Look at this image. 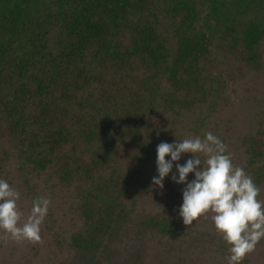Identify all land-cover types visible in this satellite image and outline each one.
Here are the masks:
<instances>
[{"label":"trees","instance_id":"trees-1","mask_svg":"<svg viewBox=\"0 0 264 264\" xmlns=\"http://www.w3.org/2000/svg\"><path fill=\"white\" fill-rule=\"evenodd\" d=\"M208 132L264 200V0H0V179L24 219L51 198L0 264H227L210 215H179L193 154L152 184L161 142Z\"/></svg>","mask_w":264,"mask_h":264},{"label":"clouds","instance_id":"clouds-1","mask_svg":"<svg viewBox=\"0 0 264 264\" xmlns=\"http://www.w3.org/2000/svg\"><path fill=\"white\" fill-rule=\"evenodd\" d=\"M156 151L158 176L153 177L152 184L161 190L165 177L173 170V163L180 161L182 154H193L194 158L185 164H175L178 178L175 174L171 177L175 183L186 185L179 215L185 225L210 215L216 232L229 245L227 264H243L245 257L264 239V200L259 199L261 190L252 177L233 163L227 146L211 132L206 133L204 139L161 142ZM168 156L170 160L166 159ZM190 173L195 177L191 182L187 179ZM19 199L20 193L0 179L3 239L42 243L41 225L48 214L51 198H35L26 219L19 210Z\"/></svg>","mask_w":264,"mask_h":264},{"label":"rangeland","instance_id":"rangeland-1","mask_svg":"<svg viewBox=\"0 0 264 264\" xmlns=\"http://www.w3.org/2000/svg\"><path fill=\"white\" fill-rule=\"evenodd\" d=\"M11 245L13 246V249H16V252L19 254L25 249L24 242L17 243L12 240ZM10 245V247H11ZM250 264H264V246L262 248H259L256 252V254L253 257V260Z\"/></svg>","mask_w":264,"mask_h":264}]
</instances>
